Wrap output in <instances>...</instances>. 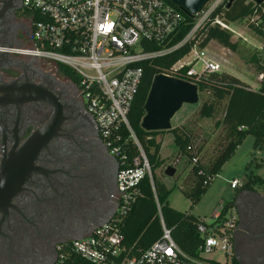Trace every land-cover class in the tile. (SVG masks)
Returning a JSON list of instances; mask_svg holds the SVG:
<instances>
[{
  "label": "built area",
  "instance_id": "built-area-1",
  "mask_svg": "<svg viewBox=\"0 0 264 264\" xmlns=\"http://www.w3.org/2000/svg\"><path fill=\"white\" fill-rule=\"evenodd\" d=\"M21 2L33 18L32 44L0 48V51L70 71L77 79L87 114L120 166L112 196V215L102 224L93 225L81 238L57 244L50 264H239L233 250L237 224L233 205L222 206L209 223L198 220L196 232L201 242L194 256L177 245L160 211L161 235L147 249L128 245L122 233L128 215L142 197L139 185L145 176L154 193L147 157L127 120L143 77L141 66L192 45L168 74L162 75L196 85L206 75L223 73L219 60L208 55L206 48L199 47L202 41L199 34L211 15L228 0L209 1L195 17L191 30L177 43L174 41L184 16L178 7L166 0ZM210 24L235 33L218 17ZM262 54L264 56V51ZM125 131L126 138L123 137ZM129 141L138 150V156L130 163L125 153ZM241 185L236 179L229 183L233 191ZM154 197L156 200L155 193ZM209 255H220L221 259Z\"/></svg>",
  "mask_w": 264,
  "mask_h": 264
},
{
  "label": "flooded vegetation",
  "instance_id": "flooded-vegetation-1",
  "mask_svg": "<svg viewBox=\"0 0 264 264\" xmlns=\"http://www.w3.org/2000/svg\"><path fill=\"white\" fill-rule=\"evenodd\" d=\"M0 15L7 34L0 46H31L33 18L21 0H0ZM119 170L74 79L47 62L0 56V179L25 171L0 210V264H47L57 244L106 220ZM259 178L248 189L246 179L231 202L239 264H264V174Z\"/></svg>",
  "mask_w": 264,
  "mask_h": 264
},
{
  "label": "trees",
  "instance_id": "trees-1",
  "mask_svg": "<svg viewBox=\"0 0 264 264\" xmlns=\"http://www.w3.org/2000/svg\"><path fill=\"white\" fill-rule=\"evenodd\" d=\"M228 2L221 5L211 15L208 24L199 34L202 40L199 47L206 48L213 41L231 53H236L238 44L231 41L233 34L210 24L218 17L229 25L239 21H249L248 28L262 39L261 50L263 52L264 4L255 5L248 0H235L227 8ZM182 13L184 23L175 43L179 42L195 23V17H191L183 11ZM191 46L182 47L166 57L142 64L143 77L127 115L128 123L147 157L156 196L155 200L150 180L145 176L139 185L142 197L133 206L122 228L126 243L135 245L137 249H147L160 237L161 226L158 217L160 211L163 223L171 230L172 238L177 245L185 253L194 256L201 242L200 236L196 232L198 220L193 218L190 213L172 209L167 201L169 195L175 188H178L183 196L190 201L191 207L197 205L213 182L212 179L216 178L248 136H252L254 139L253 149L264 152V59L259 62L255 56H252L250 61L258 74L262 76L257 90H252L246 83L227 73L209 74L196 82L198 92L209 94L211 99V102H204L199 107L198 117L200 119H212L220 104L225 101L223 115L215 123V126L222 132L224 145L209 164H204L201 161L199 156L202 148H195L194 136L190 131L172 128L167 132H146L141 129V120L145 115L144 104L153 78L156 75L168 74L171 67L188 53ZM58 69L60 73L77 81L76 77L67 69L62 67H58ZM165 133L172 137L178 156L184 157L190 166L189 177L192 179V184L186 189L177 186L178 178L173 179L174 183L169 188L157 175L166 163L159 156L161 142L157 137H162ZM127 135L126 131L123 132V137L126 138ZM125 153L128 163L138 156V150L131 141L128 142ZM246 176L247 183L244 188L248 189L252 184L258 182V178L253 172ZM229 205L231 202L225 207Z\"/></svg>",
  "mask_w": 264,
  "mask_h": 264
},
{
  "label": "rangeland",
  "instance_id": "rangeland-1",
  "mask_svg": "<svg viewBox=\"0 0 264 264\" xmlns=\"http://www.w3.org/2000/svg\"><path fill=\"white\" fill-rule=\"evenodd\" d=\"M249 21H239L231 23L230 27L235 32L231 41L237 43L236 53H231L222 48L216 42L210 43L206 48L207 54L211 56H220L219 65L223 73H227L246 83L252 90L259 88V74L250 58L255 56L259 62H262L264 56L259 49L262 47V39L256 36L249 28ZM241 34V35H240ZM240 35V37H238ZM204 102H211L210 95L199 93L197 105H184L171 120L172 128H181L190 131L194 136L195 148L201 147L200 159L204 164H209L223 147V135L221 130L215 126V123L221 119L224 111L225 101L220 104L212 119H200L198 117L199 107ZM159 137V136H158ZM161 136L159 137V139ZM158 139V138H157ZM161 156L165 159V169L172 167L176 170L172 178H168L161 172L157 173L159 179L169 188L172 187L173 179L178 178V187L186 189L192 184L189 177L190 166L184 157L178 156L173 139L170 135L162 136ZM254 139L248 136L237 148L233 157L223 166L220 173L208 187L206 193L202 196L200 202L191 207L180 189L175 188L169 195L167 201L169 206L182 213H190L197 219H203L209 223L211 217L217 215L219 209L232 202L236 191L230 189L229 183L236 179L243 184L247 179V174L254 172L258 174L257 178L264 174V152L253 149ZM248 169L246 170V167ZM260 179V178H259ZM191 208V209H190ZM221 259L220 255H209Z\"/></svg>",
  "mask_w": 264,
  "mask_h": 264
},
{
  "label": "water",
  "instance_id": "water-1",
  "mask_svg": "<svg viewBox=\"0 0 264 264\" xmlns=\"http://www.w3.org/2000/svg\"><path fill=\"white\" fill-rule=\"evenodd\" d=\"M166 1H169L171 4L178 7L189 16L196 17L202 11L205 5L211 0ZM234 1L235 0H229L227 8H229ZM249 1L253 2L255 5H261L264 3V0ZM2 19L3 17L0 15V35L3 37L7 34L2 31ZM13 46L14 43H10L6 46L2 45L0 48H12ZM0 56L6 57L9 55L4 51H0ZM1 69L4 70L5 68ZM198 101L199 92L196 85L162 74L156 75L151 82V86L144 104L145 115L141 120L140 127L146 132L170 131L172 129L171 120L175 114L179 112L184 105L194 106L198 104ZM175 172L176 170L174 168L167 167L164 171V175L168 178H172L175 175ZM24 177L25 171H18L9 177L0 179V210L10 206L11 200L21 188ZM111 215L112 211L108 218ZM104 221L100 222L99 224H102ZM89 230L86 234H88ZM50 263L51 261L47 264Z\"/></svg>",
  "mask_w": 264,
  "mask_h": 264
},
{
  "label": "crops",
  "instance_id": "crops-1",
  "mask_svg": "<svg viewBox=\"0 0 264 264\" xmlns=\"http://www.w3.org/2000/svg\"><path fill=\"white\" fill-rule=\"evenodd\" d=\"M236 23V22H235ZM231 25V24H230ZM241 35V34H240ZM240 35H238V37H240L241 39H242V37L240 36ZM213 42V41H212ZM212 42H210V43H212ZM210 43L208 44V45H210ZM208 47V46H207ZM206 47V48H207ZM229 51V50H228ZM230 52V51H229ZM212 57H214V58H216V60H221V57L220 56H212ZM260 81V80H259ZM169 135V134H168ZM160 137V136H159ZM159 137H157L158 138V140L161 142V145H162V137L159 139ZM160 152H161V147H160ZM160 152H159V156H160V158L162 159V160H165V159H163L162 158V156H161V154H160ZM176 152H177V149H176ZM165 166H163L160 170H159V173L161 172L162 174L164 173V171H165V168H164Z\"/></svg>",
  "mask_w": 264,
  "mask_h": 264
}]
</instances>
